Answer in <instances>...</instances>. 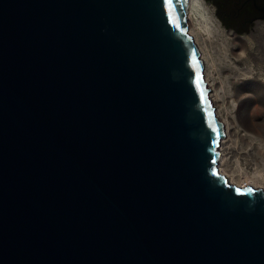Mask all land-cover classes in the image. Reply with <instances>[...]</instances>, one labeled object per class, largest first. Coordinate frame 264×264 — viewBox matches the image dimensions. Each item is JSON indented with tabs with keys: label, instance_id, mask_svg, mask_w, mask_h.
Here are the masks:
<instances>
[{
	"label": "water",
	"instance_id": "water-1",
	"mask_svg": "<svg viewBox=\"0 0 264 264\" xmlns=\"http://www.w3.org/2000/svg\"><path fill=\"white\" fill-rule=\"evenodd\" d=\"M187 2L0 0V264H264Z\"/></svg>",
	"mask_w": 264,
	"mask_h": 264
},
{
	"label": "rangeland",
	"instance_id": "rangeland-1",
	"mask_svg": "<svg viewBox=\"0 0 264 264\" xmlns=\"http://www.w3.org/2000/svg\"><path fill=\"white\" fill-rule=\"evenodd\" d=\"M201 1L205 21L195 26L189 21L186 27L189 35L195 34L192 38L200 55L207 57L203 74L216 116L224 126L216 168L229 184L264 190V12L240 7L243 0ZM207 27L230 39V61L244 72L235 82L233 72L224 69L216 52L217 42L212 41L218 32L209 38L202 31Z\"/></svg>",
	"mask_w": 264,
	"mask_h": 264
},
{
	"label": "bare ground",
	"instance_id": "bare-ground-1",
	"mask_svg": "<svg viewBox=\"0 0 264 264\" xmlns=\"http://www.w3.org/2000/svg\"><path fill=\"white\" fill-rule=\"evenodd\" d=\"M201 1V0H200ZM199 0H188L187 4H186V13H185V23L189 21H192V24L195 26L197 24V22L201 21L204 22L205 18L203 16V13L201 12V3ZM202 2V1H201ZM202 9H203V5H202ZM204 10V9H203ZM187 23V24H188ZM199 25V23H198ZM198 27V26H197ZM196 33H199L198 28H195ZM187 31V29H186ZM201 31V30H200ZM209 38H213V36L215 35L216 32H218V37H216V40H212L213 42H217V47H216V52L218 54H220V60L223 64V67L226 71H230L233 72V76L232 79L235 82V80H237V78L239 79V77L244 73H242L241 70H239L238 68L235 69V66H233V61H230V51L233 49L232 44L230 42V39H228L224 34H222L220 31H218V29L215 28H211V27H207V28H203L202 30ZM189 33V32H188ZM187 33V34H188ZM203 33V34H204ZM193 34V33H192ZM190 33L189 37H191L193 43L195 44L194 40L192 37L195 35H192ZM217 34V33H216ZM217 36V35H216ZM195 46L197 47V45L195 44ZM198 49V47H197ZM199 52V58L201 59L202 63L205 62L207 59L206 56H204V58L200 55V51L198 49ZM218 57V56H217ZM232 58V56H231ZM211 60V59H210ZM241 60V59H240ZM237 62V61H236ZM217 63V62H216ZM240 63V62H238ZM220 64V63H219ZM220 66V65H219ZM212 67V66H211ZM203 68H204V64H203ZM213 70V69H212ZM214 71V70H213ZM203 78H204V74H203ZM204 81L206 83V87H208L207 81L204 78ZM209 88V87H208ZM210 89V88H209ZM209 99L210 98V93H209ZM212 103V102H211ZM213 105V104H212ZM214 107V106H213ZM215 108V107H214ZM216 115V113H215ZM217 117V116H216ZM217 120L219 121V119L217 118ZM222 124L223 127V134H224V126L223 123L221 121H219ZM220 173V172H219ZM221 174V173H220ZM223 175V174H221ZM225 178L226 176L223 175ZM248 184V183H247ZM246 184V185H247Z\"/></svg>",
	"mask_w": 264,
	"mask_h": 264
},
{
	"label": "flooded vegetation",
	"instance_id": "flooded-vegetation-1",
	"mask_svg": "<svg viewBox=\"0 0 264 264\" xmlns=\"http://www.w3.org/2000/svg\"><path fill=\"white\" fill-rule=\"evenodd\" d=\"M251 4V5H250ZM264 5V0H243V2H240V7H244V8H256L257 10H262Z\"/></svg>",
	"mask_w": 264,
	"mask_h": 264
},
{
	"label": "trees",
	"instance_id": "trees-1",
	"mask_svg": "<svg viewBox=\"0 0 264 264\" xmlns=\"http://www.w3.org/2000/svg\"><path fill=\"white\" fill-rule=\"evenodd\" d=\"M239 6H240V4H239Z\"/></svg>",
	"mask_w": 264,
	"mask_h": 264
}]
</instances>
